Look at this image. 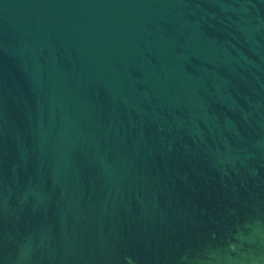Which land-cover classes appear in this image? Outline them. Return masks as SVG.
Returning a JSON list of instances; mask_svg holds the SVG:
<instances>
[{"label":"water","instance_id":"water-1","mask_svg":"<svg viewBox=\"0 0 264 264\" xmlns=\"http://www.w3.org/2000/svg\"><path fill=\"white\" fill-rule=\"evenodd\" d=\"M0 264H264V0H0Z\"/></svg>","mask_w":264,"mask_h":264}]
</instances>
